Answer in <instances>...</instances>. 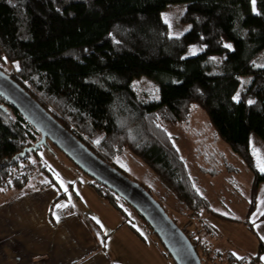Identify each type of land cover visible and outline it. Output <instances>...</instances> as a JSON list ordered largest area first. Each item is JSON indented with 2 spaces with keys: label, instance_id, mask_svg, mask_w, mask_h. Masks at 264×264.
<instances>
[{
  "label": "trees",
  "instance_id": "trees-1",
  "mask_svg": "<svg viewBox=\"0 0 264 264\" xmlns=\"http://www.w3.org/2000/svg\"><path fill=\"white\" fill-rule=\"evenodd\" d=\"M180 3L187 4L181 21L190 28L171 35L163 12ZM256 8L252 0H0V60L17 62L11 77L103 160L116 166L114 159L129 152L153 169L188 211L239 221L211 208L167 129L201 107L219 137L255 174L243 222L256 233L250 215L264 172L255 165L251 138L264 141V67L255 65L264 52V0H256ZM243 75L252 79L240 90ZM143 76L159 85V100L139 98L134 83ZM0 104L5 106L0 108V189L15 188L17 197L57 184L40 156L55 145L48 141L23 155L41 132L1 96ZM39 175L50 182L40 183ZM34 179L39 183L29 184ZM91 179L100 197L125 216L119 199L124 201L156 235L124 198ZM204 243L214 258L230 264H256L264 250L261 242L259 255L239 257Z\"/></svg>",
  "mask_w": 264,
  "mask_h": 264
},
{
  "label": "rangeland",
  "instance_id": "rangeland-1",
  "mask_svg": "<svg viewBox=\"0 0 264 264\" xmlns=\"http://www.w3.org/2000/svg\"><path fill=\"white\" fill-rule=\"evenodd\" d=\"M186 7L187 4L185 3L170 4L163 12V17L169 24L171 35H181L190 28L189 24L181 21L182 13ZM253 8L257 11L256 2ZM193 47L195 46H192L191 50ZM255 65L257 67H264V52L255 60ZM0 66L8 73L18 69L17 62L13 63L7 60L4 62L0 60ZM251 79L250 75L241 76L240 90L246 88ZM134 89L142 100L160 99L159 85L147 76L135 79ZM167 129L172 135L174 143L186 159L192 177L198 182L201 191L207 195L212 207L231 218L241 221L246 219L250 207L251 186L255 174L246 162L219 137L208 113L201 107L195 106L187 121L170 125ZM251 148L257 169L264 172L261 170L264 167V141L258 136L253 135L251 138ZM40 156L43 157L48 170L52 172V177L57 180V184L66 189V193L70 195V198L75 199L79 195L80 199H82L92 192L90 191L93 190V186L91 185L93 180L91 177L84 171L79 170L77 165L56 146H52L51 150L45 147V149L41 150ZM33 162L36 164L34 170L39 171L38 168H41V165L36 159ZM114 164L131 178L145 185L168 209L171 216L178 221L185 232L191 235L192 242L196 243L203 264H230L222 256L219 259L214 258L211 250L205 246L203 240H200L201 236L196 234V231H198L195 230L196 219L201 216L203 217V214L207 212L206 210H203L199 215L193 211H188V208H186L180 199L161 183L153 169L137 160L129 152L121 153L114 159ZM37 178L40 183L50 182L47 177L42 175L37 176ZM39 181L34 179L29 184H37ZM17 193L18 191L15 188L0 189V199L8 198V201H10L14 199ZM119 205L125 212V216H123L128 219V222L131 221V224L144 237L146 243L152 246L150 247V258L142 260L137 252V255L130 261V264H143L144 262L145 264H156V259L153 258L154 255L160 259L162 254L165 260L164 264H176L174 259L166 253V249L159 240V237L150 230L145 221L120 199ZM263 209L264 197H261L254 217L259 215ZM129 252L131 251L123 250V253ZM234 252L241 255L238 250L234 249ZM121 256L124 259L123 254ZM158 264H161V262Z\"/></svg>",
  "mask_w": 264,
  "mask_h": 264
},
{
  "label": "crops",
  "instance_id": "crops-1",
  "mask_svg": "<svg viewBox=\"0 0 264 264\" xmlns=\"http://www.w3.org/2000/svg\"><path fill=\"white\" fill-rule=\"evenodd\" d=\"M195 183L208 199L196 180ZM263 184L258 186L255 210L264 197ZM36 189L10 201L0 199V264H130L137 252L142 260L150 258L152 246L94 189L82 199L79 195L70 198L59 184ZM255 210L250 220L256 233L243 220L232 221L206 212L196 219V234L210 249L232 251L239 257H256L260 243L264 245V222L260 220L264 209L254 217ZM123 250L131 252L123 253ZM260 256L256 264H264V250ZM153 258L156 264L165 263L163 254L161 260L155 255Z\"/></svg>",
  "mask_w": 264,
  "mask_h": 264
},
{
  "label": "water",
  "instance_id": "water-1",
  "mask_svg": "<svg viewBox=\"0 0 264 264\" xmlns=\"http://www.w3.org/2000/svg\"><path fill=\"white\" fill-rule=\"evenodd\" d=\"M0 96L12 104L41 132V139L24 150H39L51 141L89 176L108 186L139 211L162 241L176 264H203L187 233L147 188L94 153L61 124L22 85L0 68ZM5 110V106L0 104Z\"/></svg>",
  "mask_w": 264,
  "mask_h": 264
},
{
  "label": "snow or ice",
  "instance_id": "snow-or-ice-1",
  "mask_svg": "<svg viewBox=\"0 0 264 264\" xmlns=\"http://www.w3.org/2000/svg\"><path fill=\"white\" fill-rule=\"evenodd\" d=\"M255 2H256V0H252L253 5H255ZM225 47L231 48V45H225ZM195 53H196V48L193 47V49H192L190 54H195ZM234 99L238 100V97H235ZM249 103H253V101H249ZM261 170L264 171V167H262ZM262 239H264V237H262Z\"/></svg>",
  "mask_w": 264,
  "mask_h": 264
}]
</instances>
